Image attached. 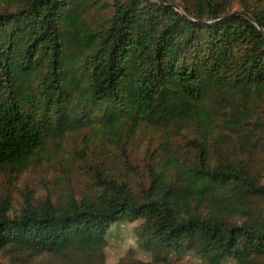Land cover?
I'll list each match as a JSON object with an SVG mask.
<instances>
[{
  "label": "trees",
  "instance_id": "1",
  "mask_svg": "<svg viewBox=\"0 0 264 264\" xmlns=\"http://www.w3.org/2000/svg\"><path fill=\"white\" fill-rule=\"evenodd\" d=\"M16 1L0 3V177L94 118L115 145L126 126L164 143L139 192L92 167L81 197L26 198L17 211L0 199V253L106 264L110 228L141 221L152 261L120 264H264V7Z\"/></svg>",
  "mask_w": 264,
  "mask_h": 264
},
{
  "label": "rangeland",
  "instance_id": "2",
  "mask_svg": "<svg viewBox=\"0 0 264 264\" xmlns=\"http://www.w3.org/2000/svg\"><path fill=\"white\" fill-rule=\"evenodd\" d=\"M112 2L113 0H107ZM178 1V0H177ZM264 7V0H233V10L242 9L241 2ZM2 7L14 5L16 0H0ZM100 122L96 118L83 130L65 138L50 141L45 154L32 160L28 170L16 178L8 174L0 177V199L9 197L14 210L20 209L26 198L43 200L62 199L69 193L78 197L91 188L92 167L107 169L116 177L127 181L137 192L148 185V166L153 165L161 152L164 138L161 132L143 127L134 134L130 126L122 131L118 145L108 136H97ZM264 184V180H263ZM141 221H125L113 225L107 236L106 264L138 260L151 262V255L139 246L138 228ZM174 264H208L194 254L173 257ZM0 264H53L48 256L28 259L18 250L7 249L0 253Z\"/></svg>",
  "mask_w": 264,
  "mask_h": 264
},
{
  "label": "water",
  "instance_id": "3",
  "mask_svg": "<svg viewBox=\"0 0 264 264\" xmlns=\"http://www.w3.org/2000/svg\"><path fill=\"white\" fill-rule=\"evenodd\" d=\"M177 9L180 10V8H177ZM240 14L245 15L246 17H248L249 19H251L254 22V19L251 16H249L248 14H246V13H240Z\"/></svg>",
  "mask_w": 264,
  "mask_h": 264
}]
</instances>
